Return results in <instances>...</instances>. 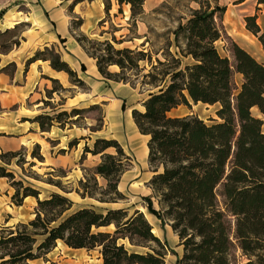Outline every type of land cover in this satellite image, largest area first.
<instances>
[{"label":"trees","instance_id":"obj_1","mask_svg":"<svg viewBox=\"0 0 264 264\" xmlns=\"http://www.w3.org/2000/svg\"><path fill=\"white\" fill-rule=\"evenodd\" d=\"M83 1L86 0H73L70 10ZM111 1L104 0L107 17H110ZM146 1L116 0L120 14L123 5L130 6V21L134 25L143 16ZM198 4L186 22H181L172 32L174 39L162 49L163 59L156 53L155 62L151 51L143 48L145 44L135 49L117 48L116 45L121 46L125 41H117L114 36L115 43L91 39L80 32L82 19L72 21V33L96 61L105 79L134 86L132 74L141 76L143 85L157 88L142 101V109L132 110V117L139 132L148 137V163L153 171L148 185L159 205L154 208L150 198L148 208L171 226L183 247L175 264H231L235 245L247 258L243 264H264V120L252 112L258 108L264 115V63L232 41L228 51L235 60L233 67L216 46L227 36L218 22L223 21L226 6H221L220 0H202ZM258 5H264V0H258ZM245 22L246 29L264 50V30L257 24V16H246ZM7 35L8 31L0 37ZM11 47L1 44L2 52ZM173 48L175 52L171 51ZM38 60L49 61L53 69L66 72L73 84L87 85L55 46L37 50L27 60L26 68ZM142 62L149 64L147 71L141 67ZM115 66L120 70L112 71ZM14 69L12 64L1 71ZM235 72L243 75L239 89ZM52 81L54 86L47 90L48 98L54 92L69 90L58 79ZM43 101L50 105L49 100ZM192 103H219L216 113L220 121L209 124L196 114L170 115L181 105L191 108ZM96 106L44 112L32 120H24L37 122L43 132L53 126L65 129L76 125L84 112ZM79 142V138H74L68 146L73 148ZM110 148L115 152H108ZM24 150L25 147L0 150V178H7L14 188L11 196L14 205L22 206L28 196L36 198L35 216L27 222L0 228V264H30L31 260L46 258L59 241L72 248L98 250L103 264L167 263L172 249L153 231L142 210L131 212L126 207L98 210L94 206L74 209L75 202L68 196L70 191L60 182L56 185L64 193L54 191L40 198L38 188L17 180L9 168L13 162L24 171L25 163L34 166L35 159L44 161L39 143L35 144L31 160H27ZM64 152L66 149L60 150ZM89 153L100 155V161L92 169H85L87 174L78 180L75 192L101 203L127 199L120 181L132 165V158L120 141L98 137L92 146L85 144L81 159ZM99 179L106 184L102 185ZM126 241L143 250L129 249Z\"/></svg>","mask_w":264,"mask_h":264},{"label":"crops","instance_id":"obj_2","mask_svg":"<svg viewBox=\"0 0 264 264\" xmlns=\"http://www.w3.org/2000/svg\"><path fill=\"white\" fill-rule=\"evenodd\" d=\"M164 1L147 0L144 4L143 16L137 20L138 32L133 41H141V46L145 44L143 47L145 50H150L146 47L149 45L146 37L147 19L150 13H154ZM72 4L73 0H11L0 11V34L7 31L9 35L14 33L10 41L6 43L12 46L7 52H2V43H0V102L3 108L0 111V150L16 151L23 147L30 148L39 143L44 156V161H40V164L44 165L46 169L69 167L71 170L69 173L75 172L76 176H74L81 179L84 176L81 167H86L85 164H79L84 144L80 142L73 148H69L68 144L74 138L81 137H83L81 140H86L90 144L89 128L87 130L84 127L75 126L63 129L53 126L50 131L43 132L37 122L31 121L36 115L44 112L53 113L73 107H89L90 102H94L95 85L98 87L108 81L100 74L96 61L83 50L72 33V21L82 19L83 25L80 32L86 36L95 38L107 35L106 32H103V29L106 28L100 24L107 17L104 0H86L70 10ZM119 8L116 0H112L110 10L112 22H118L117 33L122 34L130 26L128 22H130L131 10L129 5H123V13L120 14ZM143 40L146 41L143 42ZM14 41H18L19 44L13 45ZM256 45L262 48L260 43ZM52 46L56 47L62 59L76 70L78 76L86 82L87 90H79L70 81L66 72L53 69L49 61L38 60L26 68L27 60L37 50ZM12 64L15 65L13 71H1ZM115 67L117 68V66ZM237 74L243 79L241 73ZM52 79H58L65 88L72 90V94L71 92L69 94L54 92L53 97L48 98L47 90L53 87ZM115 83L120 84L117 81ZM114 88L121 87L115 86ZM121 90L128 91L127 88H121ZM61 96L65 99L60 103ZM47 99L53 101V108L46 107L43 100ZM15 105L17 107H14ZM114 110L113 107L111 112ZM27 118L31 120H24ZM132 123L133 127L138 130L134 120ZM131 132L134 133L132 127ZM91 137V140L94 141L95 136L91 134ZM145 137L148 141V137ZM49 139L54 142H50ZM146 141L144 155L148 156ZM61 149H66V152L58 153ZM92 157L97 163L100 161V158H97L99 155H92ZM33 200L36 201L33 196L26 197L22 206H16L9 200H0V205L5 202V205L0 207V213H12L10 212L13 210L12 206L14 209H19L25 205L26 201L32 202ZM8 208L12 210H8ZM153 231L155 232V228ZM176 236L178 237L177 234ZM59 245L62 246V252L57 253L55 250ZM126 245L131 246L128 241H126ZM179 247L182 246L179 245ZM94 252L98 255L96 264H103L102 256L98 250L88 251L85 248H72L59 241L58 245L46 255V258L31 260L30 264H92L91 256ZM86 256L89 257L88 260H86Z\"/></svg>","mask_w":264,"mask_h":264},{"label":"rangeland","instance_id":"obj_3","mask_svg":"<svg viewBox=\"0 0 264 264\" xmlns=\"http://www.w3.org/2000/svg\"><path fill=\"white\" fill-rule=\"evenodd\" d=\"M202 0H165L160 4L154 13H150L147 19V30L146 37L149 45H146L149 51H151L154 56L153 61L155 62L156 53H159V58L162 57V49L166 47L170 39H174L172 32L177 29L178 25L182 22L185 23L186 20L192 14V10L199 7V2ZM112 4V1H111ZM221 6H226L227 11L223 16V21L218 22L224 27L227 36L216 43V46L221 53V55L228 57L231 64L235 67V60L232 54L228 51L230 48V43L233 41L239 46L244 48L253 57H255L259 62L264 63V50L263 48L257 47L259 45L258 39L246 29V16H257V24L264 30V5H258V0H220ZM103 32L107 35L103 37H95L91 39H96L98 41H104L106 39L113 41V36L117 41H125L126 44L122 46L116 45L117 48L130 47L132 49L141 47V41H133L137 36L138 24L132 21L128 22V26L122 34L117 33L118 22H112V17H106L104 19ZM121 23V22H120ZM11 35L1 36L0 43H7L12 38ZM80 34V32H79ZM111 34V35H110ZM132 41V42H131ZM146 40H143V42ZM173 41V40H172ZM175 52V48L171 50ZM185 63H191V60H185ZM141 67H145L146 71L150 68L147 62H142ZM112 71H119L120 68H111ZM134 86L129 83L120 82L116 84V81L108 80L105 81L106 84L95 85L94 102H90V106L97 105L95 108L88 112H84L81 116L79 122L73 127H84L90 130V146L93 145L91 140V134L95 136L94 139L98 137L116 138L123 145L125 151L132 158V165L129 169L122 175L120 181V189L127 196V199L121 200L116 203H106L90 198H82L78 193L75 192V188L79 186L78 178L75 177L76 173L71 172L69 167H53V169H46V167L40 164L38 159H35V165L31 166L29 163L24 164L25 170L13 162L9 166L16 174L17 180H23L24 184L31 185L38 188L41 192L40 198L48 197L52 192L58 191L64 193V191L58 187L56 184L60 182L64 186L65 190L70 191L68 196H70L74 202V209L84 206H94L98 210H104L106 208H116V207H126L131 212L135 209L142 210L145 215L149 218L150 222L155 228V232L163 239H165L172 252L167 256V264H175L179 255L183 253V247H179L178 237L172 230L168 223L162 222L152 213L149 206V199L151 198L154 208H159V205L155 198L152 197L153 191L148 185V181L153 175V171L148 163V156L144 155L145 141L146 137L138 132V130L133 127L132 110L134 108L142 109V101L147 97L151 91L157 90V88L151 87L149 85L142 84V78L136 77L135 75L130 76ZM106 80V79H105ZM234 80L236 87L239 89L242 80L240 75L235 72ZM104 81V80H103ZM54 86V84H53ZM77 88L81 91L87 90L86 86H78ZM105 86V87H104ZM119 86L121 88H127L128 91H122L121 88H114ZM104 87V88H103ZM237 91V90H236ZM72 90L62 91L64 94H69ZM92 94V93H90ZM65 98L61 96V101ZM50 101V106L53 108L54 103ZM46 106V107H47ZM14 107H17L15 105ZM114 107V111L111 109ZM220 107V104L209 105L204 103H192V107L189 108L185 105H181L178 108L170 112L171 116H184L188 114H196L200 118L204 119L207 123H213L215 120L220 121L216 111ZM87 108V107H79ZM72 109V108H71ZM69 109V111L71 110ZM49 110V109H48ZM67 110V109H65ZM252 112L255 116L260 117L264 120V115L260 113L258 108H253ZM69 127V126H67ZM66 127V128H67ZM69 127V128H73ZM131 127L134 133L131 132ZM264 128V126H263ZM82 150L87 143L86 140H81ZM86 141V143H85ZM79 142V143H80ZM147 142V141H146ZM35 145L26 148L23 152L27 155V160H31V153ZM20 150V149H19ZM60 151H58L59 153ZM108 152H115L114 148H110ZM65 153V152H64ZM83 155V152H82ZM81 155V156H82ZM100 158V155L99 157ZM99 163V162H98ZM96 160L92 157V154L86 155L84 159L79 160V164H85L86 167H81L82 174L86 175L87 170L92 169L98 164ZM73 173V174H72ZM75 175V176H74ZM102 185H105V180L99 179ZM14 188L10 185V181L7 178L0 179V200H11V196L14 193ZM220 204L223 207V199L219 197ZM1 203V202H0ZM3 202L0 207L4 206ZM12 206V204H9ZM37 206V200L32 202L26 201L22 208H15L12 206V213H0V228L5 225H14L18 222H27L32 219L35 215V208ZM224 208V207H223ZM233 221V217L229 216ZM7 223V224H6ZM129 249L143 250L141 248H136L132 246H127ZM57 253L62 252V246L59 245L55 250ZM92 255V253H91ZM89 257L86 256V260ZM91 263H97L98 255L93 253L91 256ZM247 261L246 256L242 254V250L235 245L231 251V264H243ZM92 263V264H93Z\"/></svg>","mask_w":264,"mask_h":264},{"label":"built area","instance_id":"obj_4","mask_svg":"<svg viewBox=\"0 0 264 264\" xmlns=\"http://www.w3.org/2000/svg\"><path fill=\"white\" fill-rule=\"evenodd\" d=\"M10 2L11 0H0V11L4 9L5 5H7Z\"/></svg>","mask_w":264,"mask_h":264}]
</instances>
